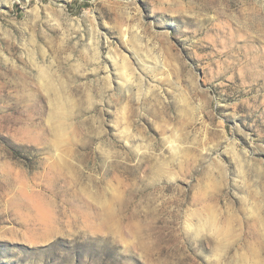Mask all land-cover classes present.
Here are the masks:
<instances>
[{
    "label": "rangeland",
    "instance_id": "1",
    "mask_svg": "<svg viewBox=\"0 0 264 264\" xmlns=\"http://www.w3.org/2000/svg\"><path fill=\"white\" fill-rule=\"evenodd\" d=\"M0 264H264V0H0Z\"/></svg>",
    "mask_w": 264,
    "mask_h": 264
},
{
    "label": "bare ground",
    "instance_id": "2",
    "mask_svg": "<svg viewBox=\"0 0 264 264\" xmlns=\"http://www.w3.org/2000/svg\"><path fill=\"white\" fill-rule=\"evenodd\" d=\"M124 64L126 63V59L123 60ZM46 86L51 90L54 91L55 93L57 92L56 89L54 88L53 84L51 82H47ZM53 118L56 120V126H54L56 129V132L58 134H60L63 130H64V122L67 121L68 118V107L66 102L63 100V98L61 97L60 94L57 95V101H56V105H55V109H54V113H53ZM60 166L62 167V171L61 172H65V168L66 166H64L62 164V161L60 163ZM80 190L74 191L73 195L75 197V201L79 202L80 204H84L83 206H76L78 204H75L74 202H71V204L75 207H77V210H81V214L80 215H76V216H71L68 221L72 222V221H76V220H81L84 219L86 216H90V213H88L89 210V206L90 207H98L99 210L104 211L103 213L105 214V212H107V216L108 218H113V207L105 205L104 202H100L98 199V202L96 201V198L91 196V194L89 192H87L86 189L84 188H79ZM73 197V196H72ZM89 198V199H88ZM91 198V199H90ZM90 200V201H89ZM28 208L31 210L35 209V206L33 205L32 201L27 203ZM83 207H86L87 210H83ZM73 208H71L72 210ZM87 211V212H86ZM87 214V215H86ZM77 222V221H76Z\"/></svg>",
    "mask_w": 264,
    "mask_h": 264
}]
</instances>
